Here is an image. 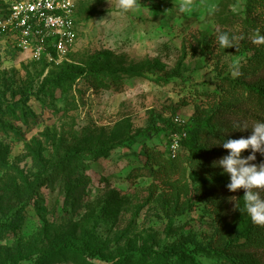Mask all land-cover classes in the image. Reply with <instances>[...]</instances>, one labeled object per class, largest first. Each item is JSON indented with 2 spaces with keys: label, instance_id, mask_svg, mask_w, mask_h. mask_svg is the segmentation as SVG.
Segmentation results:
<instances>
[{
  "label": "rangeland",
  "instance_id": "obj_1",
  "mask_svg": "<svg viewBox=\"0 0 264 264\" xmlns=\"http://www.w3.org/2000/svg\"><path fill=\"white\" fill-rule=\"evenodd\" d=\"M249 4L78 0L73 50L39 58L0 25V264H264V226L213 167L259 121L227 81L264 89V2Z\"/></svg>",
  "mask_w": 264,
  "mask_h": 264
},
{
  "label": "built area",
  "instance_id": "obj_2",
  "mask_svg": "<svg viewBox=\"0 0 264 264\" xmlns=\"http://www.w3.org/2000/svg\"><path fill=\"white\" fill-rule=\"evenodd\" d=\"M77 8L78 0H15L0 25L10 31L20 50L37 58L62 56L78 39ZM176 149L173 145L172 152Z\"/></svg>",
  "mask_w": 264,
  "mask_h": 264
},
{
  "label": "clouds",
  "instance_id": "obj_3",
  "mask_svg": "<svg viewBox=\"0 0 264 264\" xmlns=\"http://www.w3.org/2000/svg\"><path fill=\"white\" fill-rule=\"evenodd\" d=\"M111 2V0H110ZM137 0H118L117 7L122 13H128L137 7ZM189 5H180L181 12L187 11ZM218 46L225 49L234 47L235 37L227 33L218 36ZM264 42V38L261 41ZM249 128L246 124L238 123L234 129L245 131ZM213 143H210L212 147ZM218 146L228 150V154L218 161L213 162V167L222 168L221 174L229 177L227 188L236 192L243 189L244 209L253 224L264 226V162L259 165L251 163L256 160V153L264 155V120H259L251 125V135L247 138L224 139ZM251 150V154L244 157L242 154ZM238 207V206H237ZM240 209V208H239ZM241 210V209H240Z\"/></svg>",
  "mask_w": 264,
  "mask_h": 264
},
{
  "label": "trees",
  "instance_id": "obj_4",
  "mask_svg": "<svg viewBox=\"0 0 264 264\" xmlns=\"http://www.w3.org/2000/svg\"><path fill=\"white\" fill-rule=\"evenodd\" d=\"M255 1L258 0H250V4L249 7L252 9L253 6H255ZM264 2V0H263ZM249 8V9H250ZM99 70V71H98ZM98 71L100 73V71H106L104 69L99 68ZM125 75H130V76H142L145 73V70L143 69H130L127 72H123ZM112 75H114V73H112ZM163 81H168L167 79L163 78ZM232 86L234 87H242L246 90L247 92V96L244 100V104H248L253 113L252 115L256 116L257 120H264V89L262 87H257L254 84H251L247 81H239V80H227ZM202 125H199L198 127H201ZM203 126L207 127L206 125L203 124ZM208 132L210 133L211 137L209 140V144L210 141L212 139L217 140L219 135L217 132H215L217 130L216 126H211L208 127ZM180 132V131H179ZM196 136L193 134V136L191 137V141L193 142L196 138ZM188 139H184L182 142V145H185V148H187V150L193 154L198 156V154H200L203 151H206V146L205 145H201V146H194L193 144L188 143ZM211 143H214V141H212ZM179 156V155H178ZM177 156L173 157L171 160L175 161L178 159ZM176 158V159H175ZM49 179H44L43 183L48 184ZM44 184V185H45ZM142 253L148 254V255H152V256H159L162 258H169L172 256V253L170 251H160V250H148V251H142Z\"/></svg>",
  "mask_w": 264,
  "mask_h": 264
}]
</instances>
